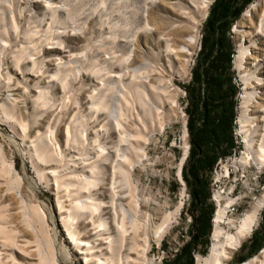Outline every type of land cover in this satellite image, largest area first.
Instances as JSON below:
<instances>
[{"label":"rangeland","instance_id":"rangeland-1","mask_svg":"<svg viewBox=\"0 0 264 264\" xmlns=\"http://www.w3.org/2000/svg\"><path fill=\"white\" fill-rule=\"evenodd\" d=\"M214 3L0 0V251L5 263L40 264L53 253V264H87L86 259L96 264L102 233L86 216L79 218L80 238L92 249L83 254L68 240L61 221L62 215L74 212L79 197L66 183L86 174L95 176L94 193L103 214L109 213L104 216L138 204L140 223L150 238L170 218L165 233L152 238L146 264H174L189 237L194 239L195 264H202L212 241L209 235L205 245V239L195 237V218L190 219L195 199L180 171L191 148L188 135L183 162L187 88L201 58L205 22ZM262 21L264 0H256L230 30L236 49L231 73L238 88L233 135L243 146L237 155L217 163V176L204 175L211 197L220 192L216 195L222 196L223 206L235 204L225 218L227 236L236 233L264 195V165H256L254 154L247 151V140L254 139L259 151L264 136ZM190 28L197 32L198 42L188 57L174 50ZM177 30L182 35L173 33ZM246 41L253 56L248 54L240 66V45ZM249 93L250 119L242 127ZM96 106L103 112H96ZM113 110L121 116L120 130L110 120ZM120 133L127 139L123 145ZM208 204L214 206L209 200ZM263 217L264 207L244 249L239 248L228 264H241V254L247 259L243 263L262 256ZM254 232L261 246L248 256ZM65 253L70 257L65 259Z\"/></svg>","mask_w":264,"mask_h":264},{"label":"trees","instance_id":"trees-1","mask_svg":"<svg viewBox=\"0 0 264 264\" xmlns=\"http://www.w3.org/2000/svg\"><path fill=\"white\" fill-rule=\"evenodd\" d=\"M254 1L215 0L205 22L206 34L201 43V58L193 72V83L187 88V127L191 148L182 177L195 199L192 212L195 218V237L205 239V245L213 233L216 210L208 204L211 198L208 191L209 178L204 175L211 177L220 159L231 156L241 148L233 135L237 117L234 99L238 88L234 83L236 77L231 73L236 49L231 41L230 30ZM196 211L198 216L195 215ZM262 225L264 228V220ZM257 238L258 234L254 232L249 246L252 255L261 246ZM191 244L182 247L173 260L174 264H195ZM207 251L209 249L204 253L208 254ZM246 260L237 258L241 264Z\"/></svg>","mask_w":264,"mask_h":264},{"label":"bare ground","instance_id":"bare-ground-1","mask_svg":"<svg viewBox=\"0 0 264 264\" xmlns=\"http://www.w3.org/2000/svg\"><path fill=\"white\" fill-rule=\"evenodd\" d=\"M255 10H257V6L255 7ZM251 18H252V16H251ZM261 27L262 28L264 27V21L261 22ZM173 33H175V34L177 33V34L182 35V32L178 31V30L174 31ZM183 36H185V38L177 43L174 51L176 53H181L184 56L189 57L190 54L193 52V49L197 45L198 34L196 31H193L190 28L189 33L186 35L184 34ZM246 43H247V41L245 42V44L242 43L240 45V48L243 51L242 53L244 54V57L241 56L238 59V63L240 64V66H243V61H244L243 58H247L249 55H251V57L253 56L252 53L251 54L248 53L249 50H248ZM188 61L189 60L187 59L186 62L188 63ZM169 85H170V88L172 86H175L174 84H169ZM151 86H152L151 88H155L154 85H151ZM158 87H160V86H158ZM171 90L175 91L176 88L171 89ZM154 92L156 93V90ZM166 93H168V92H166ZM175 93L178 94L176 107H179V105H178L179 92L176 91ZM163 94H165V93H163ZM251 95L252 94H250V93H249V95H247L248 101L245 103V105L243 107V115L241 118L242 127L246 126L248 119H250V117L248 116V112L250 111L249 107H250L251 102L253 100V96H251ZM156 96H158V95L156 94ZM166 96H167V94H166ZM166 96H165V98H166ZM170 97H173V96L170 94ZM102 108L103 107L96 106V112H103ZM263 110H264V107H263ZM117 112H118L117 110H113L112 115H113L114 119H110V120L111 121L113 120L116 128H118L120 130L123 128V125H122L123 122H121V120H120L121 116H118ZM119 113L121 114V112H119ZM185 128H186V132L184 135L185 136V147H184L183 158L186 157V155L188 154V148H189V145L187 143V137H188L189 133H188V129L186 126H185ZM124 131H125V129H124ZM126 141H127L126 137H124L120 133L121 144L123 145V143H125ZM254 142H255L254 139H251V141L247 140V143H248L247 144V151L251 154H254V160H255L256 165L261 164L263 166L264 165V158H263V156H264V136H263V139L261 141L259 151H256V148L254 146ZM244 145H245V143H244ZM119 148H121V147H119ZM103 153H104V155L108 154L107 149L104 148ZM243 156H244V154H243ZM122 159L123 160L127 159L125 154L123 155ZM182 164L183 163H181V165ZM116 172H117V169H116ZM94 177L84 174L81 178L75 179L74 183L73 182L66 183V186L68 188L71 186L73 188H75L77 191V194L79 196L77 199V202L74 204V212H72V214L68 217H65L63 215L61 216V221L63 222L64 228L66 230L68 240L71 241L72 243H74L76 245V247H78L79 249H82L81 251L83 252V254H87L85 252H89L88 250H92L91 248H89L90 243H87L85 240L80 238L81 232L79 231V228H80L82 223L79 222V218L86 216V218L89 219V222H91L93 226H96V228L98 229V232L102 233V235H103L102 236L103 239H101V243H100L102 246L99 245L97 247L98 251H96V252H99V254H97L98 256H97L96 264H146L145 261L147 258V256H146L147 248L150 247L152 238H157V237H159L165 233V231L169 227V224L171 221L170 218L166 219L165 222L161 225V227L155 231L152 238H150L147 236V233L144 232L143 226L140 223L138 204L135 207L133 206L134 209L131 208L130 211H126L124 209L125 207L121 208L120 211H115L116 209H114V213L112 214V217L111 216L106 217L109 215V213L103 214L104 210H101V204L102 203L99 202V199L96 198V195L94 193L96 191V188H97V183L93 179ZM180 177H181V173H180ZM57 179H58V177H57ZM181 180H183V179L181 178ZM182 183L185 186L184 181ZM116 186H117V184H116ZM88 193H89V195L86 196V198H85L84 197L85 194H88ZM112 193H113V191H112ZM219 193L220 192L215 193V197H214L217 215L213 219L214 232L211 236L212 244L210 246V251H209L208 255L203 258L202 264H228L229 261L231 260L232 256L234 255V253L239 248H241L244 240L252 234V232L256 226L260 211L264 207V195H263L261 197L260 201H258V203L253 207V209L247 214L246 218L244 219L243 223L239 226L236 233L227 236V235H225V231H224V226L226 225L225 218H226L227 212H231V209L234 207L235 204H233L231 207L229 205L223 206L222 196L216 195ZM115 194H116V192H115ZM115 202H116V200H115ZM132 202H134V201H132ZM132 202H130V203H132ZM113 203H112V205H114ZM103 205L105 206V204H103ZM118 206L120 207L119 203H118ZM222 207H224V208H222ZM104 215H106V216H104ZM44 217H46V216H44ZM34 218H35V216L32 218L33 221L35 222ZM2 243L4 246L8 245L6 242H2ZM85 246H88V247L82 248ZM103 246H104V248H103ZM83 249H85L86 251H83ZM52 255H54V257H50L47 261H44L40 264H53L55 262V254L52 253ZM261 255L262 256L254 258L252 261H250L248 263H242V264H264V250L262 251ZM4 257L5 256H3V254H1V251H0V264H8V263L4 262V260H5ZM69 257H70V254H68V256H67V254L65 255V259H67ZM86 262H87V264H90V263H88L87 259H86Z\"/></svg>","mask_w":264,"mask_h":264},{"label":"built area","instance_id":"built-area-1","mask_svg":"<svg viewBox=\"0 0 264 264\" xmlns=\"http://www.w3.org/2000/svg\"><path fill=\"white\" fill-rule=\"evenodd\" d=\"M241 146H243V145H241ZM239 150V149H238ZM188 151H189V148H188ZM237 153H238V151L236 152V151H234L233 152V154H232V156H234V155H237ZM188 157V154L186 155V157H184L183 158V162H185V160H186V158ZM219 161H222V159H220ZM218 161V162H219ZM217 165V164H216ZM180 173H181V171H180ZM217 176V172H216V166L214 167V169H213V171H212V173H211V176L212 177H214V176ZM227 175L228 176H230V173H229V171L227 172ZM217 193V192H216ZM214 197H215V193L213 192L212 193V197L209 199V201L214 205V207L216 208V205H215V202H214ZM193 218V216L192 217H190V219H192ZM194 242V239H192L191 237H189L188 238V243H193ZM193 257L197 260L198 258L195 256V254H193Z\"/></svg>","mask_w":264,"mask_h":264},{"label":"crops","instance_id":"crops-1","mask_svg":"<svg viewBox=\"0 0 264 264\" xmlns=\"http://www.w3.org/2000/svg\"><path fill=\"white\" fill-rule=\"evenodd\" d=\"M253 239V238H252ZM258 239V238H257ZM252 242V241H251ZM250 245H251V243H250ZM249 245V246H250ZM249 255H252V253L250 252V250H249V247H248V256ZM238 258H241V259H246V257L244 256V254H241Z\"/></svg>","mask_w":264,"mask_h":264},{"label":"water","instance_id":"water-1","mask_svg":"<svg viewBox=\"0 0 264 264\" xmlns=\"http://www.w3.org/2000/svg\"><path fill=\"white\" fill-rule=\"evenodd\" d=\"M181 178H182V170H181Z\"/></svg>","mask_w":264,"mask_h":264}]
</instances>
